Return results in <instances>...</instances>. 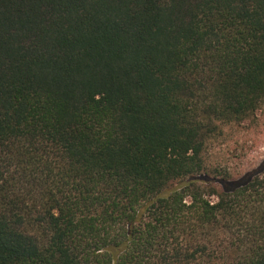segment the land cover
I'll list each match as a JSON object with an SVG mask.
<instances>
[{"label": "trees", "instance_id": "obj_1", "mask_svg": "<svg viewBox=\"0 0 264 264\" xmlns=\"http://www.w3.org/2000/svg\"><path fill=\"white\" fill-rule=\"evenodd\" d=\"M264 0H0V264H264Z\"/></svg>", "mask_w": 264, "mask_h": 264}, {"label": "rangeland", "instance_id": "obj_2", "mask_svg": "<svg viewBox=\"0 0 264 264\" xmlns=\"http://www.w3.org/2000/svg\"><path fill=\"white\" fill-rule=\"evenodd\" d=\"M216 149V157L239 173L256 167L264 159V105L252 120L231 129Z\"/></svg>", "mask_w": 264, "mask_h": 264}]
</instances>
